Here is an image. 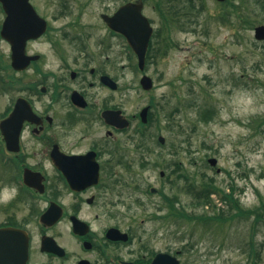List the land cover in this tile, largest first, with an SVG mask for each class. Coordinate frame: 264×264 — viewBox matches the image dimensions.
<instances>
[{"label": "flooded vegetation", "instance_id": "obj_1", "mask_svg": "<svg viewBox=\"0 0 264 264\" xmlns=\"http://www.w3.org/2000/svg\"><path fill=\"white\" fill-rule=\"evenodd\" d=\"M36 1L45 31L17 45L15 62L0 32V191L8 195L0 199V227L24 230L27 264H190L181 175L175 166L159 171L157 187L145 181L146 126L140 110H126L130 83L117 76H151L157 56L148 52L144 69L135 67L126 37L101 17L117 6L99 13V27L77 21L80 8L72 5L80 2ZM0 15L1 31V6ZM160 18L149 40L158 39V59L173 44L172 26ZM146 106L149 121L154 103ZM108 111L120 112L118 125Z\"/></svg>", "mask_w": 264, "mask_h": 264}, {"label": "rangeland", "instance_id": "obj_2", "mask_svg": "<svg viewBox=\"0 0 264 264\" xmlns=\"http://www.w3.org/2000/svg\"><path fill=\"white\" fill-rule=\"evenodd\" d=\"M39 1L42 0L36 4L41 7ZM73 1L80 2L72 5L80 8L77 21L100 27L99 13L124 0ZM156 1L162 0H144L143 13L158 31L161 18ZM186 2L192 3V13L180 10L178 15L184 23L181 27L171 25L172 47L163 57L150 60L152 88H140L136 70L117 74L121 82L130 83L124 97L128 100L127 111L137 112L154 103L152 119L144 128L143 153L148 163L143 177L157 187L161 181L159 171L167 173L175 167L174 161L179 162L181 215L184 211L194 216H181L180 226L183 244L193 247L186 254L190 264H250L251 238L258 250L256 264H264V222L255 224L252 216L222 226H205L195 216L212 213L215 203L220 208H225V204L217 195H210L211 201L204 205L202 200L198 204L182 189L187 182L200 189L204 188L203 183H212L225 191L234 185V195L242 206L253 208L264 201V39L257 40L253 34L255 25L264 24V9L250 1L242 6L244 19L230 24L215 18L226 4L183 0ZM44 11L51 13L50 9ZM156 41L157 37L153 45ZM2 45L0 41V48ZM122 94L118 92L119 99ZM202 106L214 109L206 121L199 115ZM158 135L164 137L163 143L158 142ZM139 141L140 137L134 134L132 142ZM209 157L217 159L215 166L209 165ZM134 166L138 168L137 162ZM164 188L169 192L168 185ZM6 196V191H0V199Z\"/></svg>", "mask_w": 264, "mask_h": 264}, {"label": "water", "instance_id": "obj_3", "mask_svg": "<svg viewBox=\"0 0 264 264\" xmlns=\"http://www.w3.org/2000/svg\"><path fill=\"white\" fill-rule=\"evenodd\" d=\"M224 1V0H219ZM6 12V18L1 28V35L6 38L13 50V62L16 61L17 45L23 46L28 38L39 36L45 30L46 22L35 12L28 0H0ZM142 2H126L118 7L112 16L103 15L109 27L124 34L138 57L140 68L144 65V56L151 26L148 19L141 13ZM254 37L264 39V24L254 27ZM143 89H150V77L143 75L140 78ZM144 107L140 112L142 121H146ZM119 111H108L110 121L117 123L120 120ZM163 141L162 137H159ZM216 158L208 159L211 165L216 164ZM219 170V169H217ZM27 238L23 230L13 227L0 228V264H26Z\"/></svg>", "mask_w": 264, "mask_h": 264}, {"label": "trees", "instance_id": "obj_4", "mask_svg": "<svg viewBox=\"0 0 264 264\" xmlns=\"http://www.w3.org/2000/svg\"><path fill=\"white\" fill-rule=\"evenodd\" d=\"M228 0L226 1V5L219 10L218 17L222 19L223 21H227L228 23H234L236 19L242 21L243 14H242V6L247 5L248 3L255 2L259 6H261L264 9V0ZM158 2V1H156ZM161 2L156 3L157 8L159 9L160 14L163 16V11L160 9ZM169 7H172L169 5ZM178 12V9L176 10V13ZM235 19V20H234ZM245 22H249L248 19H245ZM214 109L212 107H204L202 106L199 109V115L202 120L206 121L213 115ZM207 186V185H206ZM203 189L194 187L190 182H187V184L183 187V190H186L189 194L193 196L194 199L198 200L197 203H200L199 199L201 198L202 193L205 191V187ZM211 189V190H210ZM236 187L231 185L228 192L225 190L217 188V186L214 184L210 185V188H208V192L206 195H204L203 204L206 202H210V192L214 191L220 194V199L225 204V208H220L216 206V204H213V211L212 213H205L195 216L196 218H199L201 222L209 223H216L217 225H224V224H231L237 219H249L250 217L253 218V223L258 224L261 222H264V201H260L259 205L254 206L253 208H248L242 206V204L239 201V198L234 195ZM182 217L191 219L194 218L193 215L187 214L184 211L182 212ZM248 253L251 257V263L250 264H256L257 256H258V250L254 247L253 242H250V247L248 248Z\"/></svg>", "mask_w": 264, "mask_h": 264}]
</instances>
